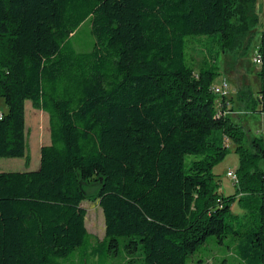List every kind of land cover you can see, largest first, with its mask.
<instances>
[{
  "label": "trees",
  "instance_id": "16d2710c",
  "mask_svg": "<svg viewBox=\"0 0 264 264\" xmlns=\"http://www.w3.org/2000/svg\"><path fill=\"white\" fill-rule=\"evenodd\" d=\"M260 21L257 0H0V158L31 163L27 101L49 115L51 139L37 171L0 173V264H109L122 246L126 264H187L210 237L264 264V136L213 91L219 70L187 59L201 37L246 57ZM85 22L95 41L79 52ZM258 53L250 103L264 114V31ZM228 142L239 165L225 196L214 169ZM84 201L103 211L102 241Z\"/></svg>",
  "mask_w": 264,
  "mask_h": 264
},
{
  "label": "rangeland",
  "instance_id": "374dc122",
  "mask_svg": "<svg viewBox=\"0 0 264 264\" xmlns=\"http://www.w3.org/2000/svg\"><path fill=\"white\" fill-rule=\"evenodd\" d=\"M257 12L260 16L259 35L255 39L253 48L246 57L238 55H225L219 44L214 38H194L188 39L187 59L192 60L199 69L204 62L209 67L219 70L220 76L215 80V85H220L225 80L230 84L228 100L231 101L229 108L234 110L232 117L234 121H242L245 129L250 131V136H264V114L261 113V106L251 105V97L254 99L259 94L262 82L258 76L261 66L253 62L258 53V46L261 40V33L264 31V0H257ZM94 37L91 34L89 22H85L75 38V47L79 52L92 49ZM241 94L248 95L246 100L241 98ZM7 106L3 98L0 97V112H6ZM37 115V116H35ZM26 119V157L30 158L31 165L26 167V158L23 159H1L0 173L3 172H25L36 171L40 168L41 154L43 145H48L50 139L49 115L43 111L35 110L32 103H25ZM41 140V143H39ZM43 144V145H42ZM232 152L225 160L215 167L214 173L220 183V192L225 196L233 195L236 191L234 182L227 177L230 170H236L239 165V156L234 152L235 146L228 142ZM84 191L88 195H93L99 191L101 184L94 182L84 184ZM81 206L87 211L85 220L87 231L92 235V239L102 241L105 237V218L98 202L84 201ZM235 215H243L244 211L237 204L232 207ZM231 237L224 240L223 244L216 242L214 237L202 244L197 251L192 254L187 264H243L234 252ZM127 254L123 246L119 254L109 261V264H126Z\"/></svg>",
  "mask_w": 264,
  "mask_h": 264
},
{
  "label": "built area",
  "instance_id": "2783aa9c",
  "mask_svg": "<svg viewBox=\"0 0 264 264\" xmlns=\"http://www.w3.org/2000/svg\"><path fill=\"white\" fill-rule=\"evenodd\" d=\"M253 62L257 65L262 66V58L260 57L259 53H257L256 57L253 59ZM213 91L218 94L220 97L227 98L230 92V84L227 81H223L220 85H214ZM228 99V98H227ZM218 108L221 107V101L218 102ZM220 114V113H219ZM4 118V112H0V120H3ZM227 177L230 178L234 184L236 185L238 183L236 170H230L227 173Z\"/></svg>",
  "mask_w": 264,
  "mask_h": 264
},
{
  "label": "crops",
  "instance_id": "0c3cea01",
  "mask_svg": "<svg viewBox=\"0 0 264 264\" xmlns=\"http://www.w3.org/2000/svg\"><path fill=\"white\" fill-rule=\"evenodd\" d=\"M35 116H37V115H35ZM39 143H41V140H40ZM50 143H51V142H50ZM42 145H43V144H42ZM48 145H50V144H48ZM48 145H43L42 147H44V146H48ZM42 147H41V148H42ZM30 165H31V163H30ZM30 165H29V166H30ZM36 171H37V170H36Z\"/></svg>",
  "mask_w": 264,
  "mask_h": 264
}]
</instances>
